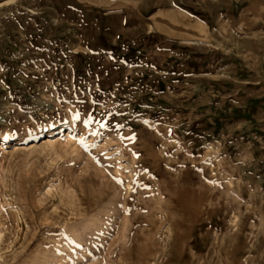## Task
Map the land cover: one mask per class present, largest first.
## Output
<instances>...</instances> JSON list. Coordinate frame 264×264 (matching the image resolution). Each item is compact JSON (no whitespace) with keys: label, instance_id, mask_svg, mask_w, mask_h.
Listing matches in <instances>:
<instances>
[{"label":"rangeland","instance_id":"1","mask_svg":"<svg viewBox=\"0 0 264 264\" xmlns=\"http://www.w3.org/2000/svg\"><path fill=\"white\" fill-rule=\"evenodd\" d=\"M0 264H264V0H0Z\"/></svg>","mask_w":264,"mask_h":264},{"label":"bare ground","instance_id":"2","mask_svg":"<svg viewBox=\"0 0 264 264\" xmlns=\"http://www.w3.org/2000/svg\"><path fill=\"white\" fill-rule=\"evenodd\" d=\"M55 133H51L50 136L48 138H46L43 142V146L44 147H54L57 143H56V140H55ZM70 135V134H68ZM69 137V136H67ZM71 140V136L70 138H68V141ZM32 147V146H31ZM188 191V190H187ZM189 192V193H188ZM187 193L184 194V196L186 197L185 200H182L181 201V204L182 206L187 210V207H191L193 210L192 213H197L199 212V205L201 204V198L202 196H198V195H195L194 193H190V191H188Z\"/></svg>","mask_w":264,"mask_h":264}]
</instances>
